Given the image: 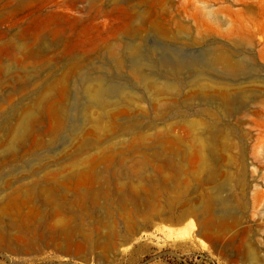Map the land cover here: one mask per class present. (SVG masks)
<instances>
[{
    "label": "rangeland",
    "instance_id": "1",
    "mask_svg": "<svg viewBox=\"0 0 264 264\" xmlns=\"http://www.w3.org/2000/svg\"><path fill=\"white\" fill-rule=\"evenodd\" d=\"M0 264H264V0H0Z\"/></svg>",
    "mask_w": 264,
    "mask_h": 264
},
{
    "label": "bare ground",
    "instance_id": "2",
    "mask_svg": "<svg viewBox=\"0 0 264 264\" xmlns=\"http://www.w3.org/2000/svg\"><path fill=\"white\" fill-rule=\"evenodd\" d=\"M137 52H138V49H136L135 47L131 48V53L135 54ZM219 59H220V57L216 56L215 54H210V56H205L201 59L200 58L197 59L194 56L180 57V58L165 57V58H163V61L161 62V64L162 65L168 64L169 65L168 71L170 73H174L180 69H189V70H194V71L196 70L197 73L199 70L200 75H201L205 69L211 68L213 66V64ZM229 66L232 67L233 65H229ZM238 67L240 68L241 65L238 64L237 68ZM195 76H196V74H195ZM85 89H86V93L89 96H91L94 99H100L101 97H103L106 94L107 91L115 90L116 87L114 85L110 86V87L105 86L102 83V79L99 77L98 79H96L95 84L86 86ZM214 191H215V189H214ZM216 193L217 192H215L212 197L216 198V200L218 201V203L221 206V210L227 209V205H225V203L221 199H217L219 197L216 196Z\"/></svg>",
    "mask_w": 264,
    "mask_h": 264
}]
</instances>
